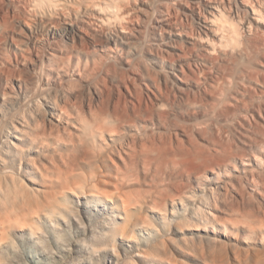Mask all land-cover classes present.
<instances>
[{
    "label": "bare ground",
    "instance_id": "1",
    "mask_svg": "<svg viewBox=\"0 0 264 264\" xmlns=\"http://www.w3.org/2000/svg\"><path fill=\"white\" fill-rule=\"evenodd\" d=\"M255 1L0 0V247L41 220L75 228L73 195L111 204L135 257L151 249L140 233L171 242L150 250L161 262L192 264H227L223 245L262 235L246 222L264 197Z\"/></svg>",
    "mask_w": 264,
    "mask_h": 264
},
{
    "label": "rangeland",
    "instance_id": "2",
    "mask_svg": "<svg viewBox=\"0 0 264 264\" xmlns=\"http://www.w3.org/2000/svg\"><path fill=\"white\" fill-rule=\"evenodd\" d=\"M256 1L255 3H260V2L264 3V0H256ZM258 34H259L258 36L261 35V33ZM263 37L261 35L262 38L261 43H257V44L255 43L256 45H258V47L257 46L256 47L260 48L258 50L255 47L257 50L256 51L257 56L260 54V52H262L261 50H264ZM137 43L140 48L143 45H145L143 39H141ZM249 52L248 55L251 60L250 61L251 63L248 62L250 64L249 66L252 65V68L254 67L258 71H260L259 78H261V80L256 82L260 83L261 85H264V75H263L264 51L261 53L263 57L261 55H259L260 57L259 56L257 57L255 55V50L251 53ZM125 55L127 56V53ZM167 70L171 72V75H173L172 74L173 71H171L170 68H168ZM229 72L230 71H228V73ZM171 79L172 81L177 82V84L180 83V80H178L174 76H171ZM255 98L257 99V97ZM250 105H251V100H247L246 102L240 104L241 107H244L243 109L245 108L248 109ZM210 110L212 113L213 109ZM263 118H264V114H263ZM257 119L260 120V122L258 125L254 126L255 130L257 131L255 137H258L260 141L255 142L254 138L253 140L249 141V145L255 150L258 148L259 149L264 148V122L262 121L259 115ZM222 121L223 120L214 121L217 128H221V127L224 128V124ZM204 123L205 126L209 127L210 123H207L206 121ZM238 141H239V149L240 151H242L241 147L243 145L240 142L241 140ZM249 150L250 149L248 148L247 151ZM236 153L237 152H233V154L230 155L240 161V157L239 155H235ZM94 200L95 199H91L87 196H85V198L82 196L78 197L75 195L69 197L70 207L69 206L68 207L70 208V211L69 208H67V211L69 213L67 211L66 213L67 215L70 216V218L74 217L78 221L79 224L75 228L72 229L65 228L64 222H62V220L61 221L59 220L58 223L57 221L50 222L48 220H44V221L41 220L40 224L43 225L41 227L42 229H44V231L38 235L37 234L34 235V233H31L29 230H20V229L10 230L9 232L10 235L9 237H7L8 241H6L5 244H3L2 247H0V252H1L0 264H192L193 263V261L191 260H181L180 257L177 256H174V259L171 262H161L159 259L160 253L158 251L150 252V250L153 249L156 244H158L157 240H160L163 244L167 245L168 248L171 246V242L168 241V238L164 236L163 232H159V234L153 233V234H157L156 236L153 234L148 235L146 233L145 234L140 233L139 236L140 241L139 238L138 241L141 245L139 244L137 245V247L145 246V249H149V248L151 249L147 251L149 252V254L146 256H142V257H138V256L135 257V255L132 256V254H130L129 252L130 249L129 246H134V242L133 243L128 242L129 244H127L125 241L118 239L119 235H117L118 236L117 237L115 236L116 234H114L115 232L114 228L116 226V222H118L119 220L113 217L111 214L112 205L109 203H104L102 204V206H100V204L99 206H97L98 203ZM259 201L253 204L252 210L248 214L249 216L246 217V222L248 224H255L256 222L264 224V197L261 196ZM55 222L57 223V225L55 224ZM112 235L115 237H113ZM239 240L240 239H238V237L234 236L231 239L232 241L231 244L228 245L225 244L222 246L219 256L223 255L224 257H227V260L229 259L227 264H235L232 261L233 259L229 255L230 247H233L236 253L242 254L244 258H247L248 260H252V258L253 259L257 258V262L254 264H264V233L259 236H254L246 242H242ZM101 241H103V243ZM176 242L177 239L173 238V243Z\"/></svg>",
    "mask_w": 264,
    "mask_h": 264
}]
</instances>
